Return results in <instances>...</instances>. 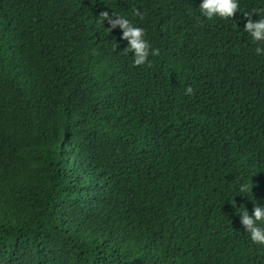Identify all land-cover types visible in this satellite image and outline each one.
<instances>
[{
	"label": "trees",
	"instance_id": "1",
	"mask_svg": "<svg viewBox=\"0 0 264 264\" xmlns=\"http://www.w3.org/2000/svg\"><path fill=\"white\" fill-rule=\"evenodd\" d=\"M202 2L0 0V264H264V0Z\"/></svg>",
	"mask_w": 264,
	"mask_h": 264
},
{
	"label": "clouds",
	"instance_id": "2",
	"mask_svg": "<svg viewBox=\"0 0 264 264\" xmlns=\"http://www.w3.org/2000/svg\"><path fill=\"white\" fill-rule=\"evenodd\" d=\"M201 13L208 19L214 16H219L223 19L233 18L237 11L240 10L239 0H203L199 6ZM252 13H259L258 20H252ZM264 8L253 9L251 12H245L244 16L247 22L244 31L250 34L253 42H264ZM134 15L140 19L144 18L139 10L134 11ZM99 20L104 24L108 21L110 27L113 29L119 27L122 30V39L128 42V46L124 52L134 53V64L136 66L144 65L148 62L150 55H159V49H152L151 44L145 39L146 31L143 27L136 26L131 20L124 16L108 11H102L99 14ZM118 47V44L116 45ZM257 55L264 54V47H257L255 49ZM186 94H192L193 89L188 87L185 89ZM248 184L240 186L241 192L252 191ZM242 210L238 213L241 218V224L250 234L251 240L256 244H264V206L256 205L253 213L250 215L246 206L240 207Z\"/></svg>",
	"mask_w": 264,
	"mask_h": 264
}]
</instances>
